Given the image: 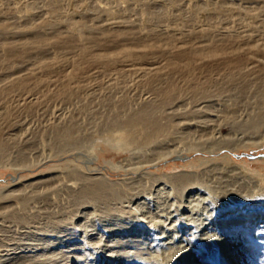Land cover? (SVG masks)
Segmentation results:
<instances>
[{
    "label": "rangeland",
    "instance_id": "1",
    "mask_svg": "<svg viewBox=\"0 0 264 264\" xmlns=\"http://www.w3.org/2000/svg\"><path fill=\"white\" fill-rule=\"evenodd\" d=\"M71 22L85 27L81 41L72 35ZM1 24L6 31L0 30V194L11 195L0 198V264H123L133 253L137 259L165 254V246L152 240L166 230L168 217L170 227L178 205L185 222L171 230L178 237L169 264H192L194 248L218 250L197 263L223 264L220 252L233 243L243 248L234 262L251 263L252 248L241 235L253 230L228 234L245 218L217 220L264 202V54L257 57L260 65L250 64L236 75L211 60L195 61L197 67L182 74L166 67V54L141 64L140 59L113 67L84 64L83 71L75 63H82L83 47L97 53L133 48L141 56L140 46L153 42L169 44V52L209 44L245 51L264 44V0H0ZM38 35L62 39L22 45L19 56L4 57L5 36L25 43ZM48 63H54L51 70L44 67ZM25 77L31 81L27 86L14 83ZM66 82L70 95L64 94ZM169 88L174 93L161 103V91ZM148 102L157 103L155 114L163 118L157 140L146 150L135 149L137 154L108 144L105 135L118 120ZM66 128L69 140H63ZM184 155L190 158L174 159ZM190 172L189 183L174 181L175 175ZM96 184L105 194L90 193ZM191 218L203 222L199 236L216 229L215 241L208 235L192 239ZM171 233L163 241L169 242ZM227 235L235 236L228 246Z\"/></svg>",
    "mask_w": 264,
    "mask_h": 264
},
{
    "label": "bare ground",
    "instance_id": "2",
    "mask_svg": "<svg viewBox=\"0 0 264 264\" xmlns=\"http://www.w3.org/2000/svg\"><path fill=\"white\" fill-rule=\"evenodd\" d=\"M4 21V20H3ZM4 23V22H3ZM5 25V23H4ZM70 29H71V33L72 35L76 38V40L81 41L83 39V36L85 35V27L79 23V22H71L69 24ZM3 28V24L0 25V30ZM5 29H2V31ZM23 30V29H22ZM1 31V32H2ZM6 31V30H5ZM4 33V32H3ZM6 33V32H5ZM8 33V32H7ZM7 33L5 35H7ZM22 33V32H21ZM19 35V34H18ZM124 35V34H123ZM127 35V34H126ZM39 36V35H38ZM10 37V36H9ZM17 39V38H16ZM51 39H58L61 40V38L59 36H53L51 38H47V37H43V36H39L37 37L34 42L32 41H28L25 43H18L17 41H8L7 40V36H5L4 38V42L2 43V46L5 48L6 51V55L4 57L6 58H14L16 56H19V47H21L22 45L27 46L28 44H44L47 45L51 42ZM67 39V38H66ZM15 40V39H14ZM19 40V39H18ZM22 40V39H21ZM68 40V39H67ZM97 40H94V42H96ZM261 42V41H260ZM249 43V42H248ZM247 43V45H248ZM257 43V42H256ZM262 43V42H261ZM62 44V43H61ZM78 44V43H77ZM251 44V43H250ZM255 44V42H254ZM24 46V47H25ZM34 46V45H33ZM39 46V45H38ZM68 46V45H67ZM76 46V45H75ZM250 46V45H249ZM244 47V46H243ZM23 48V47H22ZM239 48V47H237ZM237 48H226V47H213L210 44L208 46H201V47H178L177 50L175 52H169L168 50L170 49V45L167 43H162V42H153V43H148L145 45L140 46V50L138 51L139 54L141 53V56H138L137 54V50L135 51L133 48H121V49H117L114 51H109V50H102L101 52H93L91 47H83L81 52H80V57L79 59L82 61L81 64H79L80 61H77L75 63L76 65V70L80 71L83 69L85 70L84 67H82V65L86 64V65H91V64H99L105 67H113L115 66L117 63L122 62V61H131V60H139L138 64H141L142 59H152L154 56L156 55H160V57L162 56V54H166V59H167V64L166 67L167 68H171L175 70H182V74H183V70H187L191 69V67L196 66L194 62L198 61V60H211L214 62L215 66L218 67H224L227 70L231 71V75H236L238 73H241L244 70V67H248L250 64L254 63H259L260 60L259 58V54H264V44L263 45H257V46H252V47H246L248 48L247 50H241V49H237ZM241 48V47H240ZM243 48V49H246ZM24 49V48H23ZM241 50V51H240ZM22 51V50H21ZM168 57V58H167ZM258 57V58H257ZM3 59V58H2ZM264 59V58H263ZM262 60V59H261ZM158 61V60H157ZM3 62V61H1ZM144 62V61H143ZM200 62V61H199ZM137 63V62H136ZM164 65V64H163ZM200 65V64H198ZM202 65V63H201ZM200 65V66H201ZM206 65V64H204ZM203 65V66H204ZM210 65V63H209ZM260 65V63H259ZM263 65V63H262ZM54 66V63H48L45 64V68L47 70H51ZM153 66V64L151 65ZM162 66V65H161ZM212 66V65H211ZM250 67V66H249ZM194 68V67H193ZM202 68V67H201ZM255 68V67H254ZM260 68V67H259ZM146 69V68H145ZM149 68H147L146 70L148 71ZM164 69V68H163ZM225 69V70H226ZM145 70V71H146ZM155 70L156 74H158V76H160L161 70L159 68L156 69H152ZM165 70V69H164ZM224 70V69H223ZM246 70V69H245ZM259 70V69H258ZM263 70V69H262ZM142 71V69H141ZM144 71V69H143ZM144 71V72H145ZM171 71V70H170ZM216 71V70H215ZM150 72V70H149ZM144 74V73H143ZM150 74L153 75V72H151ZM148 74V75H150ZM261 74V73H259ZM146 77L147 73L145 72L144 74ZM151 75V76H152ZM191 75V74H189ZM231 75L229 76L231 78ZM262 75V74H261ZM154 76V75H153ZM149 77V76H148ZM196 77V76H195ZM68 78V77H67ZM143 78V76H142ZM152 78V77H151ZM148 79V78H147ZM68 82H70V78L67 79ZM230 80V79H229ZM192 81V80H191ZM231 81V80H230ZM31 82L30 79H17L14 81V83L19 84L20 86H27L28 83ZM264 85V84H263ZM193 88V87H192ZM71 89V88H70ZM67 86V82H66V86L64 90V94L65 95H70L71 91ZM204 88L200 87L199 89H195L196 91L198 90H203ZM264 90V88H263ZM158 91V90H157ZM175 88H169L166 90L161 91V103H166L169 97H171V95L174 93ZM264 93V92H263ZM61 94V95H64ZM196 95V94H195ZM27 97V96H26ZM22 98V97H21ZM160 99V98H159ZM156 101L158 99H155ZM263 100V99H262ZM160 103V102H159ZM161 105V104H160ZM157 103L155 102H148L144 105H142L139 109L133 111L131 114L125 116L124 118L122 117V119L118 120V122L116 123L118 126H115L112 129V131H110L107 135H105L106 137V142L108 144H111L114 148L118 149V150H123V153H129L127 151L134 150V152L132 151V153H135V149H141V148H145L150 144H152L155 140H157V138L163 133L164 130V125L159 121V119L157 118L155 112H156V108H157ZM164 107V105H163ZM170 107V106H168ZM256 108V107H255ZM261 108V107H260ZM254 109V108H253ZM259 109V108H258ZM260 110V109H259ZM262 111V110H261ZM255 112V111H254ZM253 112V113H254ZM158 113V112H157ZM243 113V112H242ZM259 113V112H258ZM262 113V112H261ZM233 114V113H232ZM260 114V113H259ZM164 116V114H163ZM220 116V115H219ZM258 117V116H257ZM232 118V117H230ZM263 118V116L261 115V119ZM163 119V118H162ZM237 119V118H236ZM253 119V117H252ZM255 119H257L255 117ZM264 119V118H263ZM191 122V121H190ZM244 122V121H243ZM255 122V121H254ZM252 123V122H251ZM257 123V122H255ZM228 124V123H227ZM169 125V124H168ZM256 126V125H255ZM69 127V126H68ZM243 127V126H242ZM241 127V128H242ZM233 128V127H232ZM258 128V127H257ZM233 130V129H232ZM63 140H69L71 138V131L69 128H66L65 130H63ZM248 132V131H247ZM178 133V132H177ZM217 133V132H216ZM239 133V132H238ZM256 133V132H255ZM262 133V132H261ZM171 135V134H170ZM256 135V134H255ZM248 136V135H247ZM182 137V136H181ZM186 137V136H184ZM238 137V136H237ZM251 137V136H250ZM187 138V137H186ZM204 138V137H203ZM201 138V139H203ZM235 138V137H234ZM100 139V138H99ZM175 139V138H174ZM209 139V138H208ZM264 139V138H263ZM167 140V139H166ZM177 140H179L177 138ZM191 140V139H190ZM188 141V140H187ZM242 141V140H241ZM254 141V140H253ZM185 142V141H184ZM201 142V141H200ZM178 143V142H177ZM187 143V142H186ZM203 143V142H202ZM235 143V142H234ZM252 143V142H251ZM250 143V144H251ZM255 142L252 143V145H254ZM80 144V143H79ZM214 144V143H212ZM249 144V145H250ZM264 144V141H263ZM194 145V144H193ZM248 145V143H247ZM261 145V143H260ZM3 146V140L0 139V151H1V147ZM181 146V145H179ZM197 146V145H196ZM204 147V145H202ZM206 146V145H205ZM243 146V145H242ZM246 146V145H245ZM256 146V145H255ZM77 147V146H75ZM104 147V146H103ZM198 147V146H197ZM202 147V149H203ZM250 147V146H249ZM257 147V146H256ZM148 148V147H147ZM152 148V147H151ZM183 148V147H182ZM200 148V147H199ZM197 148V149H199ZM211 148V147H209ZM215 148V147H214ZM193 149V148H192ZM196 149V150H197ZM237 149V148H236ZM242 149V148H241ZM74 150H76L74 148ZM73 150V151H74ZM77 150H79L77 148ZM88 150V149H87ZM95 150V149H94ZM172 150V149H171ZM70 151V150H69ZM72 151V150H71ZM96 151V150H95ZM137 151V150H136ZM139 151V150H138ZM176 151V150H175ZM172 152L176 153V152ZM190 151V150H189ZM240 151V150H239ZM21 152V151H20ZM53 152V151H52ZM141 152V151H139ZM138 152V153H139ZM179 152V150H178ZM184 152H188V151H184ZM199 152V151H198ZM131 153V154H132ZM197 153V152H196ZM205 153V152H204ZM218 153V152H217ZM130 154V153H129ZM137 154V153H135ZM191 154V153H190ZM212 154V153H211ZM133 155V154H132ZM177 155V154H176ZM180 155V154H179ZM143 156V155H142ZM22 157V156H21ZM188 158H190L189 156H176L174 157L175 160H187ZM169 159V158H168ZM199 159V158H198ZM8 160V159H7ZM205 160V159H203ZM168 161V160H167ZM233 161V160H232ZM198 162V161H197ZM207 162V161H206ZM211 162V161H210ZM224 162V161H223ZM126 163V162H125ZM208 163V162H207ZM166 164V163H165ZM164 164V165H165ZM194 164V163H193ZM203 164V163H202ZM210 164V163H209ZM26 165V164H25ZM196 165V164H195ZM216 165V164H213ZM223 165V164H222ZM21 166V165H20ZM139 166V165H137ZM208 166V165H207ZM195 167V166H194ZM116 168V167H115ZM133 168V167H132ZM131 168V169H132ZM241 168V167H239ZM124 169V168H123ZM195 169V168H194ZM204 169V168H203ZM243 169V168H242ZM76 170V169H75ZM120 170V169H118ZM127 170V169H126ZM124 170V171H126ZM130 170V169H129ZM133 170V169H132ZM246 170V169H245ZM117 171V170H116ZM131 171V170H130ZM244 171V170H242ZM76 172V171H75ZM129 172V171H128ZM207 172V171H205ZM245 172V171H244ZM135 173V172H133ZM225 174V173H224ZM246 174V173H245ZM263 174V173H262ZM261 174V175H262ZM77 175V174H76ZM149 175L148 173H144L143 176H147ZM190 173L187 174H179V175H175L174 177V181L178 184H187L190 181ZM242 175V174H241ZM247 175V174H246ZM83 176V175H81ZM193 176V175H192ZM198 176V175H197ZM209 176V175H207ZM244 177V175H242ZM84 177V176H83ZM206 177V176H205ZM238 177V176H237ZM253 178V177H252ZM81 179V178H80ZM210 179V178H209ZM261 179V177H260ZM205 180V179H204ZM211 180V179H210ZM104 181V180H103ZM214 182V181H213ZM248 182V181H247ZM127 183V182H126ZM208 183V182H207ZM235 183V182H234ZM206 184V183H205ZM203 184V186L205 185ZM261 184V183H260ZM61 185V184H60ZM63 185V184H62ZM71 185V184H70ZM73 185H75L74 187H76V184H72L71 186L73 187ZM122 185V184H121ZM191 185V183H190ZM235 185V184H234ZM64 186V185H63ZM66 186V185H65ZM80 186V185H79ZM209 186V184H208ZM58 187V186H57ZM92 189H90L89 191H91L90 193L93 194H97V195H102L105 194V191L102 190V188H100V186L96 185H92ZM213 187V186H212ZM237 187V186H236ZM249 187V186H248ZM251 187V186H250ZM77 188V187H76ZM116 188V187H115ZM245 189V188H244ZM73 190V189H71ZM122 190V189H121ZM221 190V189H220ZM234 190V189H233ZM76 191V190H75ZM81 191V190H80ZM111 191V190H110ZM113 191V190H112ZM127 191V189H126ZM212 191V190H210ZM59 192V191H58ZM114 192V191H113ZM129 192H130V188H129ZM260 192V191H258ZM117 193V192H116ZM202 193V192H201ZM246 193V192H245ZM32 194V193H31ZM120 194V193H119ZM200 194V193H199ZM213 194V193H212ZM217 194V193H216ZM260 194V193H259ZM11 195L10 193L7 194H0V198H6L7 196ZM81 195V194H80ZM84 195V194H83ZM251 195V194H250ZM105 196V195H104ZM112 196V195H111ZM30 197V196H29ZM61 197V196H59ZM78 197V196H77ZM217 197V196H216ZM247 197V196H246ZM245 197V198H246ZM249 197V196H248ZM209 198V197H208ZM206 198V199H208ZM213 198V197H212ZM250 198V197H249ZM56 199V198H55ZM113 199V198H112ZM111 199V200H112ZM34 200V198L32 199ZM58 200V199H57ZM62 200V199H61ZM79 200V199H78ZM149 200V199H147ZM204 200V199H203ZM247 200V199H246ZM24 201V200H23ZM200 201V200H199ZM207 201V200H206ZM212 201V200H210ZM71 202V201H70ZM69 202V203H70ZM204 202V201H203ZM129 203V202H128ZM201 203V202H200ZM211 203V202H209ZM256 205H246V206H241L239 207L237 210H230L228 211L226 214H223V218H220L219 212L214 211L213 216L215 219H217L218 217V222L221 224L226 223L225 221H229V220H233L236 219L238 216H242L245 219H243L242 221L238 222L237 224H241L239 226H233L232 229H230V231H228V234L234 233L233 235H235L238 232H242L245 231V228H251L253 231L251 234H246V235H241L242 237H245L243 242H246L245 245L250 246L252 248L250 254L252 255V261L250 264H264V202L263 201H258L255 202ZM127 204V203H126ZM140 204V203H139ZM204 204V203H203ZM214 204V203H213ZM212 205V204H211ZM198 205H194L191 208V212L192 213ZM103 208V207H102ZM129 208V207H128ZM203 208V207H202ZM115 209V208H114ZM131 209V208H130ZM129 209V211H130ZM210 209V208H209ZM202 210V209H201ZM128 213V212H127ZM173 213H175L174 216V220L172 221V224H170V227L168 225H166V222L171 218L168 217L165 219L164 223H165V228L166 230L162 233L159 234H154L155 239L152 240L153 242H155L156 244H158V247L161 248V246H165V254H162L160 252H153V250H151V255L152 258H147V257H140V258H136L135 253H133V255H127V257H124V259L128 262H124L123 264H169L167 261V258L172 257V243L175 241V239H177L178 237V232L176 231H172L175 228H177L179 226V224L185 222L183 220V215L184 213H182L180 211V206L178 205L175 209V211H173ZM195 213V212H194ZM132 214V213H131ZM195 215V214H194ZM193 216V215H192ZM212 216V215H211ZM200 217V216H199ZM186 218H190V216H187ZM210 219V218H209ZM98 220V219H97ZM198 221L196 219H189L188 220V225L190 224H194V231L189 234L190 236H192V239L194 238H198L199 237L202 239V236H206L208 235L210 238H213L214 236H216V229L214 228H208V233H205L203 235H198V232L200 231L199 229L201 228V226L203 225V222H201L200 224L197 223ZM190 223V224H189ZM211 224V223H210ZM193 226V225H192ZM211 226V225H210ZM215 228L217 227L216 224H214ZM86 231V230H85ZM154 232V231H153ZM170 234V236H168V240L169 242H165L163 240H165V235ZM244 233V232H243ZM106 235V234H105ZM236 235H240V234H236ZM89 233L86 232L85 236H83V240L84 241H88V239H90L89 237ZM235 236L232 235H227L225 243L226 246L229 245V240L233 239ZM241 237V238H242ZM204 238V237H203ZM206 238V237H205ZM191 239V240H192ZM200 239V240H201ZM214 239V238H213ZM212 239V240H213ZM150 240V239H149ZM167 240V239H166ZM197 240V239H196ZM250 240H253V242H250ZM62 241V240H61ZM103 241V236L101 235V238L99 239L98 244H101ZM215 241V239H214ZM249 241V243L247 242ZM117 242V241H116ZM151 242V241H150ZM195 242V240H194ZM210 242V241H209ZM86 243V242H84ZM113 243H115V241H113ZM216 245L219 244V240L217 238L216 242H213ZM212 243V244H213ZM196 244V243H194ZM201 244V242H200ZM204 244V243H203ZM102 245V244H101ZM155 245V244H154ZM214 245V244H213ZM84 246V245H83ZM103 246V245H102ZM191 246V245H190ZM208 247H210L209 245H207ZM91 247V246H90ZM107 247V245H106ZM157 247V248H158ZM206 247V246H205ZM213 247V246H211ZM219 247V246H218ZM93 248V247H92ZM91 248V250H92ZM156 248V249H157ZM191 248V247H190ZM230 248H232L233 250L231 251ZM200 249V248H199ZM215 249V248H214ZM243 248L241 246H239V244L233 243L231 246L227 247V248H223V250H221V258L223 260V264H237V261L234 262V260H239L240 258H235L236 254L240 253L239 251L242 250ZM160 250V249H159ZM217 249L214 250V252H211L210 249L207 251H205V249L203 250H198L196 248L191 249L190 250V258L189 260H191L192 264H200L197 262H204V261H208L207 256L210 255L211 253H217ZM94 253V252H93ZM147 253V252H146ZM112 256V255H111ZM70 257V256H69ZM176 258V257H175ZM180 258V257H179ZM173 259V258H172ZM137 260V261H136ZM171 260V259H170ZM181 263V262H179ZM118 264V263H116ZM176 264H178V262H176ZM202 264V263H201ZM209 264V262L207 263Z\"/></svg>",
    "mask_w": 264,
    "mask_h": 264
},
{
    "label": "water",
    "instance_id": "3",
    "mask_svg": "<svg viewBox=\"0 0 264 264\" xmlns=\"http://www.w3.org/2000/svg\"><path fill=\"white\" fill-rule=\"evenodd\" d=\"M248 157H250V158H254V156H250V155H247Z\"/></svg>",
    "mask_w": 264,
    "mask_h": 264
}]
</instances>
